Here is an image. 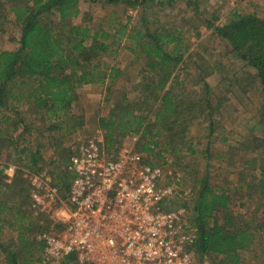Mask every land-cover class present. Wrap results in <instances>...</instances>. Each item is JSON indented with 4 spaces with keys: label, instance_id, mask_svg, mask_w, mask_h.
Wrapping results in <instances>:
<instances>
[{
    "label": "trees",
    "instance_id": "obj_1",
    "mask_svg": "<svg viewBox=\"0 0 264 264\" xmlns=\"http://www.w3.org/2000/svg\"><path fill=\"white\" fill-rule=\"evenodd\" d=\"M81 1L0 0V30L11 21L19 32L16 47L0 50V264H52L43 255L46 243L40 234L58 225L34 206L31 174L49 171L59 194L67 197L73 175L70 157L82 141L69 144L67 139L85 123L84 114L74 110L75 90L97 83L112 91L123 74L113 61L120 48L134 54L141 79L134 97L121 91L108 113L98 117L104 155L117 158L119 142L126 138L145 153L147 163L164 168L161 163L171 158L180 166L181 174L164 168L165 178L172 184L179 176L177 185L190 180L191 201L185 189L176 186L166 208L191 210L188 228L193 237L188 249L194 264H245L247 259L264 264V11L233 7L226 22L216 23L217 16L206 19L224 54L241 62L215 101L209 77L215 71L222 78L226 75L208 61V54L190 49L191 37L201 35L198 0H90L114 6L99 15L97 25L86 12L82 21H75ZM177 1L184 7L167 18L164 7H175ZM120 5L135 9V15L122 18L115 8ZM184 8L192 15H185ZM235 85L244 92L253 85L261 93L259 129L232 133L222 128L217 138L229 92L238 96ZM36 122L40 127L34 130ZM20 125L28 134L36 133V144L15 131ZM195 125L208 130L203 145L191 133ZM41 136L57 155L50 170L45 169L46 143ZM217 141L225 147H214ZM213 157L224 161L219 170L232 168L231 177L215 184L210 178L220 173L213 171ZM10 162L16 169L9 178ZM251 200L259 203L260 213H248ZM6 228L13 233L6 236ZM55 264L79 262L71 252Z\"/></svg>",
    "mask_w": 264,
    "mask_h": 264
},
{
    "label": "built area",
    "instance_id": "obj_2",
    "mask_svg": "<svg viewBox=\"0 0 264 264\" xmlns=\"http://www.w3.org/2000/svg\"><path fill=\"white\" fill-rule=\"evenodd\" d=\"M99 142L75 144L67 197L42 177L31 180L34 206L58 225L40 234L44 257L52 264L71 252L79 264H194L187 209L166 208L175 188L164 168L133 145L107 158Z\"/></svg>",
    "mask_w": 264,
    "mask_h": 264
},
{
    "label": "rangeland",
    "instance_id": "obj_3",
    "mask_svg": "<svg viewBox=\"0 0 264 264\" xmlns=\"http://www.w3.org/2000/svg\"><path fill=\"white\" fill-rule=\"evenodd\" d=\"M198 2L199 7L202 10V12L200 10L201 14H199L201 15V17L197 18L199 15H196L194 19L197 18L196 21L200 24L199 29L201 30V35L199 37H191L190 40L192 42V46L190 49H193L194 51H199L202 56L204 54H208V61L210 63L218 64L221 68V73H224L226 75V78H222L220 72L215 71L214 76L209 77L211 86L216 94L214 100L217 101L218 96L223 95V93L227 89V84L229 80L235 76L234 71H239V66L241 65V62L237 59L232 61V59L229 58L230 54L228 55L226 54V52L224 54V50H222V42H220L216 37H214V35L212 34V28L206 25V19H211L214 18V16H217V19L215 18L216 23L226 22L230 18V10L233 7L239 8V10L242 12L254 9L257 11H264V7L262 5L264 0H198ZM184 5L185 4L183 1H177L175 3V7H164L165 9H163V14L165 13L167 18H171V13L177 11L178 7H184ZM110 8H114V6H106L99 1L96 3H91L90 0H82L80 3L81 13L75 18V21H82V15L84 16V13L86 12L89 13L88 16L92 18L91 21L93 23H91L94 24L95 22V25H97L99 15L107 13ZM115 8L122 18H125V15L127 13H130L132 15H135L136 13L135 9L130 10L129 8H125L121 5L116 6ZM182 12H185V15H189V13L191 14V12L187 10V8H184ZM160 15H162V10ZM15 28V25L11 21H9L5 29L0 30V50L16 47L17 40H15L14 38L18 36L19 32H15ZM213 52L214 54H212ZM113 61L116 63V65L120 66L123 71V74H121L117 81L114 82L112 91L110 90L108 92V90L106 89V84L97 83L83 84L76 88L75 93L77 98L74 110L76 112H82L84 114L85 123L80 129L68 136L69 138L67 137V142L69 144H72L73 141L75 142V140L80 139L82 141H87L91 138L96 137H98L99 140L103 143L104 137L102 134V129H99L98 127V117L106 115L108 113L111 101L116 97V94H119L121 91H126L130 97H134V95L136 94L137 88L135 87L138 85L141 76L138 74L139 63H137V61L135 60L134 54L129 50L120 48L116 54V58ZM206 65L209 66V63H207ZM224 65L225 67L223 69L222 66ZM188 69L189 71L191 70V65L190 67L188 66ZM250 87L251 88H249L248 92H244L243 88H240L239 86L235 85L233 89H236L238 96L234 95L233 91L229 92V99L225 101L221 109L222 119H220V122L222 123L223 127L221 126L217 130V138L219 137L218 135L221 134L222 128L225 131L230 130L232 133L233 131L238 132L250 128H254L256 130L259 129L256 120L257 105H259L262 101V96H260L261 93L259 92L258 88H255V86L253 85H251ZM194 88L195 91H199L197 89V86H194ZM34 125H37L34 126V130L40 127L39 123L37 122ZM15 131H20L21 137L29 136L33 141V144H36V133L33 132L28 134V132L22 130L21 125ZM191 133L195 135L197 140H200L202 145L205 144L207 139L206 135L208 133L207 128L205 129L203 126L195 125L191 128ZM39 139L42 141V143H46L43 147V152L47 159L45 169L50 170L53 165L49 163H52L53 159L56 158L57 155L56 153L54 154L53 146L52 144L50 145L48 143L46 136H41ZM131 145H133L131 139H122L119 142L120 151L122 149L130 147ZM216 146L225 147L223 145H220L218 141L216 142V144H214V147ZM198 161L200 160L198 159ZM211 161L213 162V166L211 165L213 171L215 172V170H217L220 173V175L215 174L211 176L210 179L213 184L218 182L219 179H223L224 177L228 178L232 176V173L229 170L232 168L230 167H228L229 169L224 168L219 170V166L224 165L223 160H219L218 158L213 157ZM236 164H238V162H236L235 165ZM9 165L14 166L12 173H8V167L6 168V173L9 175L10 178L15 172L16 164L10 162ZM161 165H163L165 169H168V173H171L172 171L173 173L179 174L181 172L179 170L180 166H177V164L172 163L171 158H168L166 162H162ZM35 176L42 177L44 181L52 183V175L49 173V171H43L40 174L32 173L31 180ZM176 179L180 180L181 178L179 176L178 178L174 177L172 185H174L175 190L176 186H178V188L181 187L185 189L186 197L191 201V193L189 188L191 185L190 180H186V182H182L180 183V185H177V183L175 182ZM253 196L255 197V199L257 198L256 194H253ZM190 201L189 205L191 203ZM186 209V218L188 221L189 215L191 214V210L187 207ZM261 210L262 208L259 203L256 202V200L252 201L251 204L248 206V213L255 212L256 215L260 213ZM12 233L13 231L8 228L4 229V234L6 236ZM245 264H259V261H251L250 259H247Z\"/></svg>",
    "mask_w": 264,
    "mask_h": 264
}]
</instances>
